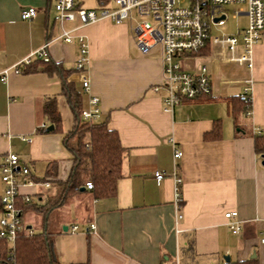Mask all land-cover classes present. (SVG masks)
Wrapping results in <instances>:
<instances>
[{"label":"crops","instance_id":"0c3cea01","mask_svg":"<svg viewBox=\"0 0 264 264\" xmlns=\"http://www.w3.org/2000/svg\"><path fill=\"white\" fill-rule=\"evenodd\" d=\"M100 3L80 1L82 8ZM55 4L56 0H0V71L27 59L47 42L50 57V61L34 58L35 70L23 71L27 64L18 73L8 72L5 82L0 75V198L5 188L1 164L16 153L30 168L31 183L19 187L25 227L33 234L51 233L60 263L223 264L227 255L230 261H239L255 253L264 264L260 241L264 158L256 154L253 139L257 132L264 134V33L252 49V67L230 60L224 49L209 47L208 53L186 59L194 65L189 69L182 64L188 71L204 65L210 69L214 99L190 100L166 111V89H154L163 81L160 43L142 47L125 22L108 19L85 26L77 19L66 22L74 41L64 42L56 39L63 27L55 21ZM31 6L37 16L22 19L21 11ZM240 16L247 22L245 14ZM79 37L88 42L87 90L84 75L76 68ZM44 62L58 63L62 69L47 72ZM64 74L71 88L80 92L83 109L89 107L91 95L99 98L98 121L118 131L125 148L123 176L115 196L98 199L82 185L85 190H75L46 213V201L58 198V182L69 178L73 166L64 136L76 116L64 91ZM247 89L251 110L236 121L226 98L241 97ZM50 99H55L62 117L58 131L48 130L53 124L44 106ZM218 120L221 137L205 140ZM177 149L181 156L176 160ZM156 172L165 177L158 180ZM174 173L183 179L185 217L179 225ZM226 211L238 212V233L229 228ZM1 214L0 208V218Z\"/></svg>","mask_w":264,"mask_h":264},{"label":"built area","instance_id":"2783aa9c","mask_svg":"<svg viewBox=\"0 0 264 264\" xmlns=\"http://www.w3.org/2000/svg\"><path fill=\"white\" fill-rule=\"evenodd\" d=\"M81 0H56L55 21L63 27L62 33L56 38L67 43L74 41L73 29L64 27L66 22L77 19L80 25L96 23L102 19L111 22L123 23L132 18L135 12L144 17L150 16L156 22L152 25L148 21L139 24L135 31L138 43L142 46L161 44L163 54V81L160 87L166 89L164 97L165 110L172 111L176 105L195 99L204 98L212 92L211 73L207 65L201 66L199 71H188L183 67V61L197 55L205 48L213 50L224 49L230 53V60L248 67L253 65L254 45L262 41L264 33V0H113L112 3L100 4L94 8H82ZM231 7L232 9H229ZM229 11L233 17L242 14L247 16V26L232 35L214 36L213 28L224 26L229 17ZM22 19H32L37 16V9L33 6L21 11ZM150 36V40L145 38ZM152 41V42H151ZM79 54L76 60V68L83 76L82 85L89 88V77L87 75L88 42L79 37ZM47 42L36 53L31 54L27 59L14 65L10 69L0 71L1 80L7 81L8 72H20L23 65L32 63L34 58L50 61ZM242 98H249L248 89ZM100 100L97 96L89 97V107L83 109V118L91 121H98L101 117ZM45 126V124H43ZM181 151L177 149L174 157L177 160ZM30 168L23 165L20 156L16 153L8 154L1 164V177L5 184L4 193L0 198V239H7L14 244L18 234L21 232L32 235L33 230L25 227L23 220V209L18 206L20 197L19 187L22 183H31ZM155 177L162 180L165 173L156 172ZM175 199L177 207V225L184 219L182 183L183 179L179 174L174 173ZM88 189L93 187L92 181L86 183ZM30 202L29 198L24 199ZM228 226L234 232L240 230V223L237 220V211H226ZM93 228L94 225L92 224ZM77 225L72 229L75 230ZM261 243L264 244V232Z\"/></svg>","mask_w":264,"mask_h":264},{"label":"trees","instance_id":"16d2710c","mask_svg":"<svg viewBox=\"0 0 264 264\" xmlns=\"http://www.w3.org/2000/svg\"><path fill=\"white\" fill-rule=\"evenodd\" d=\"M104 4L109 0H100ZM209 49L198 54L208 53ZM44 70L52 72L61 70L58 63L44 62ZM30 63L23 69L35 70ZM62 72V71H61ZM63 73V72H62ZM67 74H64V91L74 110L76 116L75 124L64 136V145L72 154L73 166L69 178L59 180L60 194L58 198L49 197L43 207L44 212L60 206L75 190L87 181H92L93 187L90 188L94 196L98 199L115 196L117 193V183L123 176L122 164L125 148L120 143L118 131L110 129L106 121L85 120L81 115L83 107L80 92L71 88L67 81ZM205 100H212L211 95H206ZM231 105V109L236 118L240 115L249 113L252 106L251 96L241 98L237 95L226 98ZM44 113L47 115L58 131L61 127L62 117L57 111L55 99H50L44 106ZM238 127L239 124H237ZM244 130V129H243ZM222 133L221 121H216L214 129L206 132L205 140L220 138ZM254 149L256 154L264 158V134L257 132L253 134ZM19 205V201L17 202ZM1 208V207H0ZM91 264L87 262L60 263L54 249L53 236L49 231L36 232L27 235L24 232L18 234L14 246H11L7 239H0V264ZM223 264H261L257 257L246 260L228 261Z\"/></svg>","mask_w":264,"mask_h":264},{"label":"rangeland","instance_id":"374dc122","mask_svg":"<svg viewBox=\"0 0 264 264\" xmlns=\"http://www.w3.org/2000/svg\"><path fill=\"white\" fill-rule=\"evenodd\" d=\"M229 9H232L231 7H228ZM144 21H148L150 22L152 25H155L156 22L154 21V19L150 16H139L136 12L134 14V16L132 18H129V20L125 21L126 26H128L132 32V34H134L135 40H137V33L135 31V28H137L139 26V24L144 23ZM246 22V18L244 16H239V17H233L232 16V12L229 11V17L226 20V24L224 26H218L217 28H213L212 30V34L214 36H222V35H232L233 33L236 32L237 28L240 25H245ZM145 38L148 40H150V36L145 35ZM138 41V40H137ZM152 42V41H151ZM183 65L185 68H194L193 66H191V62L186 60L183 62ZM243 127V126H242Z\"/></svg>","mask_w":264,"mask_h":264},{"label":"water","instance_id":"95a60500","mask_svg":"<svg viewBox=\"0 0 264 264\" xmlns=\"http://www.w3.org/2000/svg\"><path fill=\"white\" fill-rule=\"evenodd\" d=\"M53 127H54L53 125L49 126V127H48V130H52ZM263 165H264V162H263ZM82 189L85 190L84 187H82ZM255 256H256V255H255V253H254V255L252 256V258H254ZM225 260L230 261L231 259H229V256L227 255V256H225Z\"/></svg>","mask_w":264,"mask_h":264}]
</instances>
